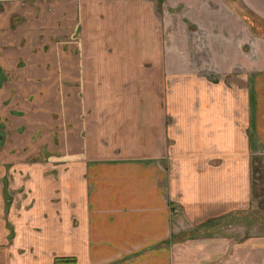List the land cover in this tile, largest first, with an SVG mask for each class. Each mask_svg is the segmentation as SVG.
Returning <instances> with one entry per match:
<instances>
[{
	"label": "crops",
	"instance_id": "obj_1",
	"mask_svg": "<svg viewBox=\"0 0 264 264\" xmlns=\"http://www.w3.org/2000/svg\"><path fill=\"white\" fill-rule=\"evenodd\" d=\"M233 4L0 0V264H264V234L217 228L264 154V31L236 9L264 0Z\"/></svg>",
	"mask_w": 264,
	"mask_h": 264
},
{
	"label": "rangeland",
	"instance_id": "obj_2",
	"mask_svg": "<svg viewBox=\"0 0 264 264\" xmlns=\"http://www.w3.org/2000/svg\"><path fill=\"white\" fill-rule=\"evenodd\" d=\"M176 73L180 74L181 78H185L182 81H177V82H187L186 72H176ZM169 76H172V72L170 71L160 72L159 71V79H160L159 82H148V85L151 86L149 89L151 91H155V89L157 88V91L159 93V85L161 84V82H169V80L167 79V77ZM221 77L223 79L226 78L224 76H221ZM208 78H210V73L208 74ZM212 78H213V75H212ZM228 78H231V76H229ZM13 90H16V93H17L21 90V86H19L18 89L17 87H13ZM19 95L22 96V93H19ZM16 112L21 113L23 111L16 109ZM22 128L23 127H21L20 130ZM0 134L2 135V133ZM17 139L19 138L17 137ZM12 153L14 154L16 152H12ZM7 155H8L7 157H3L0 155V164H2L3 163L2 161L4 160L12 158L11 156H9V154ZM8 163H9L8 166L4 167V172L6 176L5 179H3V176H0V184H2L4 181L6 182L7 187H8V184L11 183V180H12V168H13L10 166L11 162H8ZM253 163H254L256 172L253 177L254 199H253V205L251 209L248 212L241 213L238 215L229 214L227 217L217 220L218 222H221V224L223 225L222 228H220L219 226L217 228L220 229L221 232L225 233L226 236H228V238L232 241L231 245H233L235 240L242 234L243 235L264 234V154H260L258 159L254 160ZM8 196L10 197L11 195L9 194ZM2 222H3V215L0 212V224ZM243 226L244 228L242 229L241 227ZM217 228H212L210 232L212 233L213 229L217 230ZM12 234L10 237H12ZM0 236H1V230H0Z\"/></svg>",
	"mask_w": 264,
	"mask_h": 264
},
{
	"label": "trees",
	"instance_id": "obj_3",
	"mask_svg": "<svg viewBox=\"0 0 264 264\" xmlns=\"http://www.w3.org/2000/svg\"><path fill=\"white\" fill-rule=\"evenodd\" d=\"M239 0H227V2L229 3V5L231 6H235L233 3L234 2H238ZM237 7V6H236ZM237 12L239 13V15L241 17H243L245 20L248 21L249 26L251 31H256L255 30V26L252 23L254 22H259L261 28L264 31V19L259 17L257 14L253 13L249 8H247L246 6H242V7H237ZM254 167V166H253ZM255 170V169H254ZM55 264H75V258L73 257H57L55 259Z\"/></svg>",
	"mask_w": 264,
	"mask_h": 264
}]
</instances>
